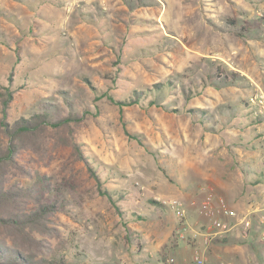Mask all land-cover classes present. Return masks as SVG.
I'll use <instances>...</instances> for the list:
<instances>
[{
	"label": "rangeland",
	"instance_id": "1",
	"mask_svg": "<svg viewBox=\"0 0 264 264\" xmlns=\"http://www.w3.org/2000/svg\"><path fill=\"white\" fill-rule=\"evenodd\" d=\"M17 1L18 15L33 19L16 26L0 10L9 121L45 108L80 119L60 136L73 135L84 158L53 145L39 168L64 193L59 238L50 239L58 259L194 264L201 247L208 264L214 253L233 264L236 243L202 246L198 190L208 180L219 191L230 184L248 207L264 204V120L254 124L245 106L264 89V0ZM172 199L180 210L164 204ZM254 247L255 264H264V244Z\"/></svg>",
	"mask_w": 264,
	"mask_h": 264
},
{
	"label": "trees",
	"instance_id": "2",
	"mask_svg": "<svg viewBox=\"0 0 264 264\" xmlns=\"http://www.w3.org/2000/svg\"><path fill=\"white\" fill-rule=\"evenodd\" d=\"M234 22V21H233ZM246 30L247 26H242ZM231 77H233L231 75ZM231 77L225 74L226 82ZM225 82V81H224ZM14 98L8 87L0 90V264H63L58 250L53 249L51 238L58 236L56 214L61 211L64 193L53 185V177L42 173L53 145L72 146L78 156L84 158L80 145L73 135L67 139L60 136L62 129H69L79 122L76 115L59 117L55 110L46 109L9 121V109ZM137 99L118 102L130 106ZM249 102L245 106L249 107ZM253 110L256 109L251 105ZM196 112V110H191ZM202 121H204L205 112ZM71 114V113H70ZM255 115V114H254ZM256 116V115H255ZM255 123H262L256 116ZM77 124V123H75ZM125 133L134 138L125 128ZM64 140V141H62ZM100 183V177L91 168ZM243 172L246 177L248 171ZM257 185L258 181L251 182ZM103 195H108L101 192ZM62 196V197H61ZM113 201V199L111 198Z\"/></svg>",
	"mask_w": 264,
	"mask_h": 264
},
{
	"label": "built area",
	"instance_id": "3",
	"mask_svg": "<svg viewBox=\"0 0 264 264\" xmlns=\"http://www.w3.org/2000/svg\"><path fill=\"white\" fill-rule=\"evenodd\" d=\"M250 104L256 109L255 115L264 120V89L256 90L250 98ZM164 204L178 210L183 206L182 202L177 199L164 201ZM200 206L206 219L201 223L197 235L202 238V246L205 249L212 242L223 240L235 231L248 232L255 217H259L260 221L264 222V204L240 215L236 210L229 208L225 199L217 197L212 190H205ZM186 229L187 226L184 225L178 232L182 235ZM260 239L264 241V230ZM194 264H208L206 253L201 247L194 251ZM221 264L231 263L221 262Z\"/></svg>",
	"mask_w": 264,
	"mask_h": 264
},
{
	"label": "crops",
	"instance_id": "4",
	"mask_svg": "<svg viewBox=\"0 0 264 264\" xmlns=\"http://www.w3.org/2000/svg\"><path fill=\"white\" fill-rule=\"evenodd\" d=\"M10 1L12 2L10 5L12 8H8V7L2 8L3 6L0 4V10L1 11L6 10V12L11 13V14H7L8 17H10L11 20H13V22H11V23H13L17 26V24L14 21H17L19 23V22L25 21L24 20L25 18H28L29 20L33 19V18H30L29 16H22L21 14L18 15V13L20 12L19 9L22 10L21 9L22 6L20 5L21 3H19L17 0H10ZM38 1H40V0H38ZM45 1H44V3H45ZM60 1L63 2L62 0H60ZM15 8H17L16 11H14ZM0 15H2V14H0ZM63 20L65 21V19H61V23L64 22ZM233 159L231 158L230 169H229L232 172L237 170V168L235 166L237 162ZM237 166H239V163H237ZM241 171H243V170H241ZM244 175H245V173H244ZM237 179H238V181H240L242 178L237 177ZM242 181H243V179H242ZM204 189L205 190H212L216 194L217 197L224 198L225 201L227 202V205L229 206V208L236 210L240 215L248 213L249 211H251L252 209L255 208V207H253V208L248 207L247 200L243 196H241L242 192L238 191L237 189L235 190L233 188V186L230 184L223 185V189L221 191H219L215 187V185L211 182V180H208L207 183H201L199 190H198V193H201V199H203V196L205 193ZM198 193H196L194 195V196H196L195 198H197ZM263 230H264V222L260 221L259 217H257V218L255 217L253 220V225L247 233H245L246 231L245 232L235 231V232L231 233L230 235H228L227 238L220 240V241H216L212 246V251L215 252L218 249H220L222 246L228 248V247H230V245H232V243L233 244L236 243V245H235L236 252L232 256V258H235L236 261L233 264H255L256 262L253 258L254 252L251 249L255 248L254 246L256 243L264 244V241H261V239H260L261 233ZM222 243H224V244H222ZM179 249H180V247H179ZM221 259H223L222 256L215 255V253H214L211 257H209V264H219ZM228 261L232 262L233 260L232 261L228 260Z\"/></svg>",
	"mask_w": 264,
	"mask_h": 264
}]
</instances>
